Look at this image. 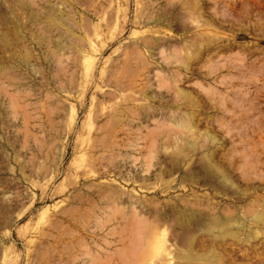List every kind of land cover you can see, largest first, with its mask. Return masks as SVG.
<instances>
[{
    "label": "rangeland",
    "instance_id": "1",
    "mask_svg": "<svg viewBox=\"0 0 264 264\" xmlns=\"http://www.w3.org/2000/svg\"><path fill=\"white\" fill-rule=\"evenodd\" d=\"M0 264H264V0H0Z\"/></svg>",
    "mask_w": 264,
    "mask_h": 264
},
{
    "label": "bare ground",
    "instance_id": "2",
    "mask_svg": "<svg viewBox=\"0 0 264 264\" xmlns=\"http://www.w3.org/2000/svg\"><path fill=\"white\" fill-rule=\"evenodd\" d=\"M167 258V257H166Z\"/></svg>",
    "mask_w": 264,
    "mask_h": 264
}]
</instances>
